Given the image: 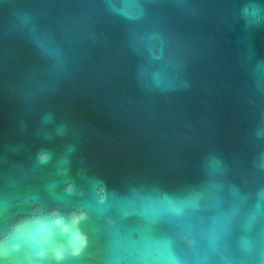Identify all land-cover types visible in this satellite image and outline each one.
I'll return each instance as SVG.
<instances>
[{
	"label": "clouds",
	"instance_id": "clouds-1",
	"mask_svg": "<svg viewBox=\"0 0 264 264\" xmlns=\"http://www.w3.org/2000/svg\"><path fill=\"white\" fill-rule=\"evenodd\" d=\"M71 2L82 10L62 12L55 26L9 7L0 30V39H21L38 61L8 85L35 123L29 132L28 120H19L20 138L0 145V264H264V0H217L211 9L170 0L235 34L248 120L238 149L209 145L187 171L164 173L175 177L170 182L135 169L114 180L99 173L82 155L79 127L40 106L74 79L82 39L110 43L98 19L121 27L122 47L135 58L132 80L147 96L191 89L183 41L154 15L160 0ZM26 136L38 143L34 151Z\"/></svg>",
	"mask_w": 264,
	"mask_h": 264
},
{
	"label": "water",
	"instance_id": "water-1",
	"mask_svg": "<svg viewBox=\"0 0 264 264\" xmlns=\"http://www.w3.org/2000/svg\"><path fill=\"white\" fill-rule=\"evenodd\" d=\"M200 6L211 9L218 2L202 0ZM9 7L44 14L43 23L49 26L60 21L62 12L82 10L71 0H12L9 6L0 0V30L11 19ZM152 7L191 57L189 91L167 97L141 93L132 80L135 58L122 47L121 27L98 19L97 30L105 32L110 43L94 46L82 39L74 79L40 106L79 127L84 137L82 155L96 171L113 180L135 169L162 175L170 182L175 177L164 173L174 166L187 171L196 164L200 150L209 145L225 152L238 149L248 126L235 34L218 26L210 15L192 19L177 11L170 0H160ZM37 63L21 39H0V145L20 138L19 120H28L29 132L35 123L8 85L21 83L26 70ZM25 142L33 151L39 146L30 136Z\"/></svg>",
	"mask_w": 264,
	"mask_h": 264
}]
</instances>
